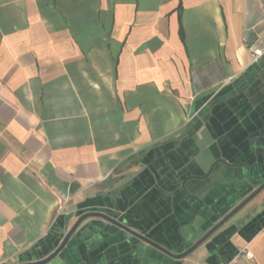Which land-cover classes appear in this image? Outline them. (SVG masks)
Here are the masks:
<instances>
[{
    "label": "crops",
    "instance_id": "obj_1",
    "mask_svg": "<svg viewBox=\"0 0 264 264\" xmlns=\"http://www.w3.org/2000/svg\"><path fill=\"white\" fill-rule=\"evenodd\" d=\"M263 183L264 0H0L1 264H264V190L174 257Z\"/></svg>",
    "mask_w": 264,
    "mask_h": 264
},
{
    "label": "water",
    "instance_id": "obj_2",
    "mask_svg": "<svg viewBox=\"0 0 264 264\" xmlns=\"http://www.w3.org/2000/svg\"><path fill=\"white\" fill-rule=\"evenodd\" d=\"M264 190V183L258 188L256 189L248 198H246L239 206H237L230 214H228L219 224H217L198 244H196L194 247H192L190 250L186 251L185 253L181 254V255H177L174 256L175 258L178 259H182L187 257L188 255H190L201 243H203L206 239H208L214 232H216L218 229H220L223 225H225L230 219H232L238 212H240L248 203H250L254 198H256L262 191ZM91 217H101L104 218L114 224H116L117 226H120L124 229H126L127 231H129L130 233H132L133 235H135L138 239L143 240L148 242L149 244H151L152 246L166 252L164 249H162L159 245L155 244L154 242L150 241L149 239L140 236L139 234H136L134 232H132L131 230L127 229L125 226H123L122 224H120L118 221L106 216L105 214H101V213H89L86 214L84 216H82L77 223L75 224V226L70 230V232L66 235V237L64 238V240L62 241L61 245L59 246V248L53 253L51 254L47 259L42 260L40 262L37 263H32V264H47L49 262H51L67 245L68 241L70 240V238L72 237L73 233L75 232V230L77 229V227L86 219L91 218ZM169 254V253H167Z\"/></svg>",
    "mask_w": 264,
    "mask_h": 264
},
{
    "label": "built area",
    "instance_id": "obj_3",
    "mask_svg": "<svg viewBox=\"0 0 264 264\" xmlns=\"http://www.w3.org/2000/svg\"><path fill=\"white\" fill-rule=\"evenodd\" d=\"M263 52L261 50H256L255 51V55L257 58H259L260 56H262ZM246 255L248 258H253V254L249 251L246 252ZM0 264H1V258H0Z\"/></svg>",
    "mask_w": 264,
    "mask_h": 264
}]
</instances>
